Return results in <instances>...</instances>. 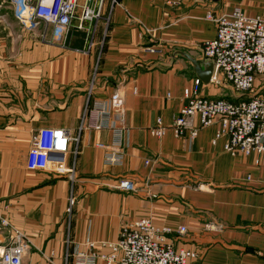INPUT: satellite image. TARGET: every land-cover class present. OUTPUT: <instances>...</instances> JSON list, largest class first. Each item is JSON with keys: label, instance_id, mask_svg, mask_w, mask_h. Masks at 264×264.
Wrapping results in <instances>:
<instances>
[{"label": "crops", "instance_id": "obj_1", "mask_svg": "<svg viewBox=\"0 0 264 264\" xmlns=\"http://www.w3.org/2000/svg\"><path fill=\"white\" fill-rule=\"evenodd\" d=\"M84 2L79 0L77 16ZM237 7L264 18V0H118L97 96L121 89L128 145L123 164L111 166L98 145H110L112 134L83 132L74 182L72 154L41 172L28 169V155L42 129L77 135L106 25L99 22L87 53L91 34L77 28L78 20L69 29L41 24L29 32L10 6L8 15L0 14V210L26 237L23 264H77L78 253L117 242L122 228L140 219L186 227V234L174 233L168 241L198 251L191 264H264V155L227 153V137L217 138L218 123L201 129L195 140L178 139L171 130L162 138L149 132L159 119L171 126L187 103L185 89L199 79L192 64L174 54L203 59V45L217 36L207 15H230ZM148 46L164 52L147 53ZM218 80L202 82V96L238 102L241 96L223 75ZM258 95H264V75L247 97ZM124 179L135 183L134 192L116 189ZM2 242L10 244L4 237Z\"/></svg>", "mask_w": 264, "mask_h": 264}, {"label": "built area", "instance_id": "obj_2", "mask_svg": "<svg viewBox=\"0 0 264 264\" xmlns=\"http://www.w3.org/2000/svg\"><path fill=\"white\" fill-rule=\"evenodd\" d=\"M109 2V3H108ZM108 3V4H107ZM15 19L25 31H33L41 24L69 29L74 20L77 28L90 32L88 52L94 45V35L98 24L106 25L105 35L100 44L90 79L85 91V101L79 120L77 135L62 128H45L39 131L32 142L27 167L32 171H47L70 153L74 162L70 168V179H76V158L81 151V136L86 130L108 131L112 142L108 146L98 145L107 150L106 161L111 166L123 164L128 145V125L126 104L121 89H116L107 98H100L98 78L101 71L104 47L111 26V18L118 0H85L81 14L77 16L79 0H8ZM207 19L217 28L214 40L203 45L204 58L214 63L212 83H219L223 75L234 91L241 96L238 102L224 99H210L202 96V82L193 81L192 87L185 89L187 103L176 116L170 127L158 120L156 127L149 129L152 136L162 138L169 130L178 139L195 140L201 129L220 124L217 138L227 137L225 151L232 156L252 154L264 155V95L247 97L255 87L258 76L264 75V18L248 17L240 7L230 15L208 14ZM86 24L89 26L87 27ZM145 52L163 54V47L148 46ZM199 119V125L196 120ZM146 161V165L150 164ZM256 164H259L256 161ZM124 192H134L135 183L124 179L116 187ZM73 195V194H72ZM70 196L68 215L72 213L74 197ZM0 227L10 230V244L0 248V264H23V256L28 243L25 235L13 227L0 210ZM186 227L177 230L157 226L150 219H140L127 223L115 243L101 244L100 249L90 254L78 253L77 264H191L199 258L193 249L175 248L168 236L184 235ZM67 241V246H70ZM91 250L93 242H87ZM109 253H102V250ZM68 259V255L66 260Z\"/></svg>", "mask_w": 264, "mask_h": 264}, {"label": "water", "instance_id": "obj_3", "mask_svg": "<svg viewBox=\"0 0 264 264\" xmlns=\"http://www.w3.org/2000/svg\"><path fill=\"white\" fill-rule=\"evenodd\" d=\"M174 56H179L187 61H189L194 69L195 74L205 84H209L214 76L215 66L211 60L203 58L201 60H196L190 55L184 52H176Z\"/></svg>", "mask_w": 264, "mask_h": 264}, {"label": "rangeland", "instance_id": "obj_4", "mask_svg": "<svg viewBox=\"0 0 264 264\" xmlns=\"http://www.w3.org/2000/svg\"><path fill=\"white\" fill-rule=\"evenodd\" d=\"M9 4H8V0H0V14L2 15H8L7 11H9L8 8ZM1 10H5L3 13H1ZM10 12V11H9ZM0 247H3L4 244H2V238L4 237L6 241H10V234L7 233V231H5L2 227H0ZM3 245V246H2Z\"/></svg>", "mask_w": 264, "mask_h": 264}]
</instances>
